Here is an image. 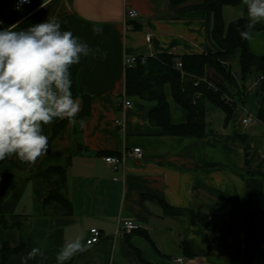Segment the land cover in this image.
Instances as JSON below:
<instances>
[{"label": "crops", "instance_id": "0c3cea01", "mask_svg": "<svg viewBox=\"0 0 264 264\" xmlns=\"http://www.w3.org/2000/svg\"><path fill=\"white\" fill-rule=\"evenodd\" d=\"M169 1L32 0L30 7L17 11L14 0H0V28L16 25L15 30H22L55 17L62 31H71L93 49L106 53L96 58L82 57L70 69L72 94L82 101L80 112L85 102L90 107L83 126L77 119L75 125L67 121L57 135L54 128L64 120L45 126L49 149L35 164H21L15 156L0 161V216L15 225L5 228L0 224V246L7 243L17 248L22 240L25 243L10 264H21V257L34 247L41 248L45 258L37 256L28 264H56L60 247L77 237L86 250L65 264L244 263L245 230L230 231V203L203 189L195 191V186H207L239 200L246 191L264 193V123L257 117L263 102L258 87L256 97L245 92L244 101L235 107L228 124L225 117L219 128L207 126L215 134L202 139L167 136L162 128L151 125L149 117L155 103L128 98L133 107L122 108L128 59L199 55L214 49L205 21L169 17ZM201 1L193 0L189 5ZM42 3L47 6L42 8ZM129 10H135L138 16L128 18ZM245 16L242 7L223 8L226 26ZM93 27L101 28L102 33L95 35ZM237 66L236 60L232 70ZM238 72L234 74L242 87L240 66ZM205 81L215 87L224 83L209 67ZM165 97L171 123H187V114L175 102L170 86L165 87ZM255 100H259V107L253 112L248 104L255 106ZM250 115L255 119L245 125L243 121ZM237 135H247L256 154L248 167L251 175H246L243 147L233 140ZM73 148L78 152L67 170V196L73 213L46 215L44 181L26 177L61 164ZM135 149L142 151V157L133 154ZM125 152V163L117 170L105 162L106 157ZM8 174H13L10 181L5 180ZM202 206L207 226L195 224L181 213ZM126 220L142 229L131 234L117 232ZM92 228L100 230L103 239L88 246ZM260 264H264V257Z\"/></svg>", "mask_w": 264, "mask_h": 264}, {"label": "trees", "instance_id": "16d2710c", "mask_svg": "<svg viewBox=\"0 0 264 264\" xmlns=\"http://www.w3.org/2000/svg\"><path fill=\"white\" fill-rule=\"evenodd\" d=\"M191 1L193 0H170L169 17L204 20L207 35L214 49L199 55L159 54L137 57L135 64L126 67V98L155 103L149 122L153 126L162 128L165 135L191 139L205 138L207 135L215 134L213 130L207 129L206 117L209 104L225 113L228 124L235 107L239 102L244 101L246 88L239 86L232 70V63L237 60L242 82H246L247 76L253 73L258 77V93L263 106L258 111L257 117L264 123V54L254 53L250 48L249 40L242 39L238 31L245 30L248 22L246 6L242 0H202L199 4L189 5ZM225 6L242 7L246 16L226 26L223 18ZM262 32H264L263 23L257 24L252 30V33ZM178 62L182 64V69L177 68ZM207 67L224 79L222 85L215 87L205 81ZM166 86L171 87L175 102L185 110L187 123L183 125L171 123L169 104L165 97ZM89 110V104L85 102L76 119H86ZM66 123L67 120L58 123L54 128V135H57ZM233 140L239 141L243 147L247 165L246 175H251L252 172L248 167L251 161L256 159V154L250 148L248 136L237 135ZM77 152L73 148L61 164L47 166L43 171L28 174L26 177L28 180L37 178L44 181L46 215L70 216L73 213L72 203L67 196V170ZM12 178L13 174L5 176L7 181ZM200 189L230 203V231L233 232L237 228L245 230L246 251L243 264H260L261 258L264 257V193L256 190L246 191L243 200H239L230 195L214 192L207 186H195V191ZM181 213L187 215L195 224L205 226L208 224L204 206L197 211ZM0 224L5 228L15 227L1 216ZM24 246L23 240L17 248L4 243L0 246V264H10L12 258L21 253ZM185 250L187 251L186 248Z\"/></svg>", "mask_w": 264, "mask_h": 264}, {"label": "clouds", "instance_id": "9594fccd", "mask_svg": "<svg viewBox=\"0 0 264 264\" xmlns=\"http://www.w3.org/2000/svg\"><path fill=\"white\" fill-rule=\"evenodd\" d=\"M30 3L31 0H22ZM247 9L245 30H238L242 39L250 40L252 30L264 23V0H242ZM47 4L42 3L41 7ZM20 11L19 4L16 8ZM3 21L0 20V25ZM16 25L0 28V161L13 156L22 163L35 164L49 149L44 127L57 120L76 124L81 99L74 97L70 69L82 57L106 55L74 36L62 31L61 22L48 17L27 29ZM95 35L102 29L93 27ZM83 126L84 121H79ZM86 250L79 237L66 241L56 254V264H65L77 253ZM45 252L32 248L21 257V264Z\"/></svg>", "mask_w": 264, "mask_h": 264}, {"label": "built area", "instance_id": "2783aa9c", "mask_svg": "<svg viewBox=\"0 0 264 264\" xmlns=\"http://www.w3.org/2000/svg\"><path fill=\"white\" fill-rule=\"evenodd\" d=\"M19 4L21 10H24L28 7L31 6L32 4V0L30 3H23L22 0H14L13 2V6L14 9L16 10L17 5ZM20 10V11H21ZM138 14L135 10H129L127 12V17L128 18H135L137 17ZM150 39V38H149ZM136 58H130L126 61V67L127 66H132L133 64H135ZM177 68L178 69H182V64L180 62L177 63ZM133 107V103L128 99L125 98L122 102V108L123 111L128 109V108H132ZM255 118L253 116H249L248 118H246L243 123L245 125H249L251 123H253V120ZM118 124H122L121 122H118ZM133 154L135 156H137L138 158L142 157V151L140 149H135L133 151ZM127 152H125L122 156H108L105 158V162L112 166L114 168V170H117L119 168V166L123 165L125 163V158L127 156ZM142 227L139 226L137 223H135L132 220H126L124 221L121 226L118 227L117 232L119 233H124V234H131L134 231H138L141 230ZM103 239V234L101 233L100 230H98L97 228H92L90 230V237L87 240V245L88 246H94L96 244H99L101 242V240Z\"/></svg>", "mask_w": 264, "mask_h": 264}, {"label": "rangeland", "instance_id": "374dc122", "mask_svg": "<svg viewBox=\"0 0 264 264\" xmlns=\"http://www.w3.org/2000/svg\"><path fill=\"white\" fill-rule=\"evenodd\" d=\"M264 34L262 33H252V38L249 40V45L251 50L256 53V54H262L264 53ZM239 66H237L236 68L233 67V73H238L239 74ZM243 86H245L246 91H248V93H250V97L252 96H257V87H258V77L256 76V74H250L247 76V81L243 83ZM260 97V96H259ZM259 100H255L254 105L253 106L252 102H250V104H248L249 109H251L253 112H256V108H258L259 106H257ZM261 107V106H260ZM225 113L221 110H219L218 108L212 106V105H208V113H207V117H206V121L208 124V127H211V125L213 126V129H217L219 128L220 125L223 124L224 119H225ZM256 126L259 125L258 122H256L255 124Z\"/></svg>", "mask_w": 264, "mask_h": 264}]
</instances>
